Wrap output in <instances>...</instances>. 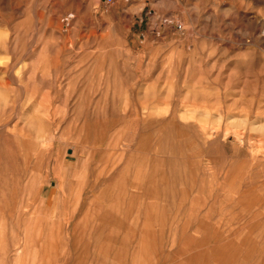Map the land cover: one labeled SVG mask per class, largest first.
Masks as SVG:
<instances>
[{"label": "rangeland", "instance_id": "rangeland-1", "mask_svg": "<svg viewBox=\"0 0 264 264\" xmlns=\"http://www.w3.org/2000/svg\"><path fill=\"white\" fill-rule=\"evenodd\" d=\"M0 264H264V0H0Z\"/></svg>", "mask_w": 264, "mask_h": 264}, {"label": "built area", "instance_id": "built-area-1", "mask_svg": "<svg viewBox=\"0 0 264 264\" xmlns=\"http://www.w3.org/2000/svg\"><path fill=\"white\" fill-rule=\"evenodd\" d=\"M178 30H183V25L181 23L176 24Z\"/></svg>", "mask_w": 264, "mask_h": 264}]
</instances>
